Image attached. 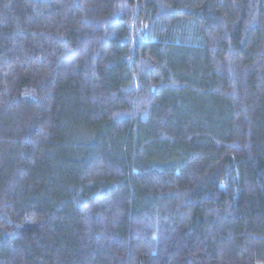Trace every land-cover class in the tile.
Listing matches in <instances>:
<instances>
[{
    "label": "trees",
    "instance_id": "16d2710c",
    "mask_svg": "<svg viewBox=\"0 0 264 264\" xmlns=\"http://www.w3.org/2000/svg\"><path fill=\"white\" fill-rule=\"evenodd\" d=\"M0 264H264V0H0Z\"/></svg>",
    "mask_w": 264,
    "mask_h": 264
}]
</instances>
